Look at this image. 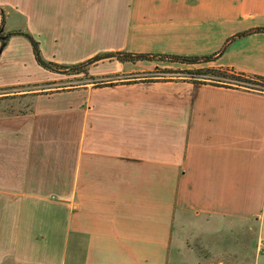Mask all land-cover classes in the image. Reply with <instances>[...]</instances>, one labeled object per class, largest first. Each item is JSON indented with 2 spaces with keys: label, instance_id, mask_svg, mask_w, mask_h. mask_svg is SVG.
<instances>
[{
  "label": "crops",
  "instance_id": "crops-1",
  "mask_svg": "<svg viewBox=\"0 0 264 264\" xmlns=\"http://www.w3.org/2000/svg\"><path fill=\"white\" fill-rule=\"evenodd\" d=\"M62 3L43 8L36 30L50 59L62 47L214 56L104 59L101 73L118 79L43 94L32 113L0 117V264H214L198 246L250 263L253 249V264H264V90L178 74L264 76V0ZM13 37L2 53L17 43L22 60L31 46ZM104 37L117 46L102 49ZM158 68L177 72L127 78Z\"/></svg>",
  "mask_w": 264,
  "mask_h": 264
},
{
  "label": "rangeland",
  "instance_id": "rangeland-1",
  "mask_svg": "<svg viewBox=\"0 0 264 264\" xmlns=\"http://www.w3.org/2000/svg\"><path fill=\"white\" fill-rule=\"evenodd\" d=\"M59 2V4H63L62 1L65 0H0V8L4 11L5 18L8 17V13L11 14L9 18L5 21L4 24V32L14 31V30H23L28 32L29 34L33 35L36 39L42 40L41 42V52L45 59L53 60L59 63L64 64H73L85 61L86 59L90 58V54H73L71 51H68L66 47H62L59 52L55 51L54 55L56 56L55 59H50L52 48L47 42L46 35H41V37L37 38L36 30H39L40 24V16H42V11L44 7L54 8L53 5H49L51 2ZM16 5L20 10L24 9L25 12L28 11L27 18L25 15H21V13L15 10L13 11L12 6ZM2 6V7H1ZM8 11V12H7ZM13 37V36H12ZM43 37V38H42ZM15 38V36L13 37ZM19 38L24 39L28 42L29 41L19 36ZM12 39V38H11ZM113 39V40H112ZM115 38L111 37H104L102 42L100 43L102 49L109 50L113 46H117V43H113ZM117 42V39H115ZM9 43V41H8ZM10 45V44H9ZM96 42H87L86 47L93 49L96 46ZM18 48H22L21 45L17 43H12L11 48L6 49V53L3 54L1 58L0 53V80L4 79L0 82V117L2 116H20L22 114H29L35 110L37 104V98L39 96L45 94L49 95L52 93H71V94H82L83 89L87 86V84H95L105 85L107 80H114L118 79V73H108L102 74L101 73V66L105 64H100L98 62L95 65L89 66L87 74H63V73H55L49 70L42 68L41 66H37L35 70L32 71L31 65L35 66V62L31 51L23 50L22 55L23 59L18 56ZM12 53H11V52ZM21 54V52H20ZM21 60V61H20ZM2 61V62H1ZM4 63V64H3ZM17 63H21L18 64ZM92 69L91 72L89 69ZM99 68V69H98ZM198 69V68H197ZM196 68H186L178 71L179 75L182 77H191L193 78L194 73L193 71L197 70ZM163 69L158 68L154 69L153 73L145 74V72H141L136 75L128 76V79L136 80L137 78H154L155 76H160L157 71H162ZM94 73V74H92ZM91 77V78H90ZM178 77V76H177ZM208 77V76H207ZM213 78V77H208ZM217 78V77H216ZM227 83L236 82L230 80L228 77H222ZM246 87H251L255 89L264 90V87L258 86L255 84H243ZM45 102H40V104ZM50 104L51 102H46ZM252 234L254 235V230H252ZM198 253L203 256L204 258H208V262H212L214 264L217 263L219 260H225L227 264H253L254 258V251L252 249V262H249V257L246 256V261L243 260L237 261L239 258H243V256H232L230 253L220 252V251H211L205 246H198ZM8 263V262H7Z\"/></svg>",
  "mask_w": 264,
  "mask_h": 264
},
{
  "label": "trees",
  "instance_id": "trees-1",
  "mask_svg": "<svg viewBox=\"0 0 264 264\" xmlns=\"http://www.w3.org/2000/svg\"><path fill=\"white\" fill-rule=\"evenodd\" d=\"M0 15H1V21H0V53L1 51L7 46L9 39L12 36H22L26 38L29 41V44L31 46V52L33 55V58L37 65L41 66L42 68L49 70L51 72L55 73H63V74H87L89 66L95 65L98 62L104 60V59H117L118 61H131L135 62L137 60H149V59H167V60H175L181 63L186 64H197L201 62H207L210 61L214 55H208V56H179V55H155V54H142V53H130V52H109V53H100L96 54L85 61L73 63V64H64L59 63L53 60H47L43 57L41 48H40V42L31 34H29L26 31L23 30H14V31H8L4 32V24H5V14L4 11L0 8ZM258 30V29H257ZM247 34L240 33L237 36H243ZM158 73H162L163 75L166 74H174L177 71L164 69L162 71H157ZM179 73V72H178ZM195 78L197 80H193V82H203L208 79L217 81L215 84H219L218 82H221L222 86H230V85H236V86H244L243 84H255L258 86L264 87V76L259 75H246L244 73H237L229 69L225 68H198L196 71H193ZM208 76V77H207ZM217 77V78H216ZM222 77H228L230 80L236 81L227 83L224 80H222ZM91 78V77H90ZM203 80V81H202ZM225 83V84H224ZM224 84V85H223ZM246 87V86H244Z\"/></svg>",
  "mask_w": 264,
  "mask_h": 264
},
{
  "label": "built area",
  "instance_id": "built-area-1",
  "mask_svg": "<svg viewBox=\"0 0 264 264\" xmlns=\"http://www.w3.org/2000/svg\"><path fill=\"white\" fill-rule=\"evenodd\" d=\"M258 250L260 253H264V241L260 243Z\"/></svg>",
  "mask_w": 264,
  "mask_h": 264
}]
</instances>
